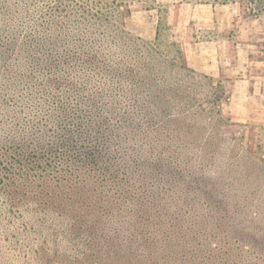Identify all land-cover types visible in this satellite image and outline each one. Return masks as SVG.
<instances>
[{
    "label": "rangeland",
    "instance_id": "1",
    "mask_svg": "<svg viewBox=\"0 0 264 264\" xmlns=\"http://www.w3.org/2000/svg\"><path fill=\"white\" fill-rule=\"evenodd\" d=\"M86 1L119 17L121 36L60 41L52 21L38 20L12 44L0 30V264H79L67 262L84 250L73 217L101 225L89 264H264L260 67L226 42L246 16L264 14V0ZM90 46L96 65L58 63ZM48 58L55 70L43 67ZM91 103L104 119L94 115L74 146L66 135L67 152H46L63 134L58 112L71 127ZM81 113L83 126L91 117ZM82 143L102 146L103 163L83 164ZM14 150L20 160L9 159ZM9 203L28 205L13 207L27 232L11 238Z\"/></svg>",
    "mask_w": 264,
    "mask_h": 264
},
{
    "label": "trees",
    "instance_id": "2",
    "mask_svg": "<svg viewBox=\"0 0 264 264\" xmlns=\"http://www.w3.org/2000/svg\"><path fill=\"white\" fill-rule=\"evenodd\" d=\"M7 3H5V20H0L1 22V28L0 30H5V41H10V43H14V40H17V38L23 34L26 33L31 28L32 25L37 23L38 20H40V27L45 28V24L48 21H52L53 27L55 30H57V33L55 36H59L60 41H66L68 42L70 36L73 38L75 36L76 40H79L82 43H91V41H94L95 38L100 40L101 38H116L118 37L122 32L121 29V20L117 17H112L111 15H108L107 13H104L101 11V7H95L92 5V3H87L86 0H29L24 1V4H21L18 0H5ZM104 1V0H103ZM107 1V0H106ZM101 0H97L96 3H100ZM111 3L115 4V6H119L120 3L115 0H111ZM26 7V8H25ZM117 10V8H116ZM117 15H119V12H117ZM48 19L47 21L45 20ZM44 19V20H42ZM89 23L90 27H95L94 32L88 31L86 29L87 24ZM42 23V24H41ZM72 28L69 29L66 32H63L60 30L61 28ZM79 27H82V30L79 29ZM27 29V30H26ZM72 30V31H71ZM77 30V31H76ZM79 30V31H78ZM100 30V31H98ZM103 30H105L103 32ZM74 32L72 35H68V33ZM106 32V33H105ZM62 34V35H61ZM121 36V35H120ZM131 37V35H128ZM51 37V36H50ZM53 37V36H52ZM58 38L54 39V42L58 40ZM53 43V41H50ZM37 46H39V43H34ZM93 47H87L86 49H82V51L78 52H72V53H63L61 56V59L59 58L58 63L60 62L62 65L64 64H73L77 63V59L81 57L82 63L85 65H96L97 62H99V58L97 57V53L93 52ZM31 62L29 63L30 66L27 64L26 66H23V71L27 72V74H31L32 71L36 68L35 66H38L40 59L38 56L33 55L31 57ZM92 60L97 62H92ZM145 61V60H144ZM58 63L55 59L48 58L46 61L42 63L44 65L43 67H47L48 70H55V68L58 66ZM95 67V66H94ZM145 73H134L133 76L136 78H142L145 79ZM55 77V76H50ZM56 79V77L54 78ZM62 83V81H60ZM78 87L74 86V89H77ZM72 93H77V90H71ZM164 94V92H161L160 95ZM135 96V95H133ZM85 108L89 107L91 110L86 111L85 109H75L73 115V118L75 119L74 122H71V127L65 126V120L66 115L65 112H58L56 115L57 118H59V121L62 123L60 125L61 132H63L62 135L57 136L58 142L56 145L48 147L46 149V152L52 153V151H59V152H67L66 150L68 147H66L65 142H67L66 137L67 136H73L74 143L72 142L70 145L74 146L76 142L81 138L85 137L88 131H90L89 123L90 119H92L95 115V117H98L99 119H104L101 110L98 106L94 104L84 105ZM85 111L88 114V117L86 118L85 123L86 125H81L80 118L81 111ZM147 117H150V115H147ZM98 119V120H99ZM149 121V120H148ZM99 122V121H98ZM86 127V129H85ZM67 135V136H66ZM81 135L83 137H81ZM80 146V147H79ZM78 146L79 153H83L82 156H80V161L83 164H92V163H103L100 161V157L104 154V148L101 146H86L85 143H82ZM113 150V149H112ZM114 151V150H113ZM12 154H16V157H9V159H12L14 161L20 160V153L19 151H12ZM28 157L29 159H32L33 162H37L38 159H35L34 155L30 154V151L24 154V156ZM14 158V159H13ZM18 170H21L19 168ZM84 199V197H82ZM81 201V200H80ZM96 204V202H95ZM7 208L5 210V234H8L9 237H14V234H23L27 232V229H25L24 222L20 221V213L16 215L15 211L17 209H13L15 207V204H6ZM26 206L23 204H18V209H21L23 211H26ZM34 206H40L38 204H34L31 207ZM97 206V205H95ZM34 211V210H31ZM16 215V216H15ZM96 215V214H95ZM18 216V217H17ZM19 218L18 221H14L13 218ZM77 219L76 217H73L71 219V229L70 233L73 234L75 237L77 236V233L82 232L84 239L80 238L81 246L84 247V250H76L77 253L73 255L67 262H78L79 264H89L92 260H94V257L91 256V254L88 252L89 247L93 244V239H95L96 235L99 234V230L101 228L100 223L98 220L93 221L91 223L84 222V225L77 226ZM58 229V227H57ZM54 229L56 237L54 240L58 241V230ZM16 243V242H14ZM13 244V243H11ZM42 244V243H41ZM76 244V243H75ZM41 246V245H39ZM57 248V246H55ZM37 248L38 245H37ZM86 248V249H85ZM38 251L40 249H37ZM47 255H50L49 253H46ZM59 254V253H58ZM122 254V253H121ZM121 254L118 258L121 257Z\"/></svg>",
    "mask_w": 264,
    "mask_h": 264
},
{
    "label": "crops",
    "instance_id": "3",
    "mask_svg": "<svg viewBox=\"0 0 264 264\" xmlns=\"http://www.w3.org/2000/svg\"><path fill=\"white\" fill-rule=\"evenodd\" d=\"M246 18L253 20L244 19V21L241 22L243 25L242 30L237 31L236 35L238 32L241 33H238L235 38L230 40L227 39L226 42L227 45L232 47L236 56H241V60L257 62L260 67V74L258 76L259 84H261L260 95L264 101V14H259L254 17L246 16ZM238 23H240V21ZM237 25L236 27H238ZM250 77L251 75L249 74V78Z\"/></svg>",
    "mask_w": 264,
    "mask_h": 264
}]
</instances>
